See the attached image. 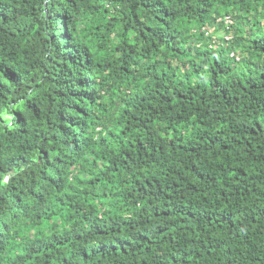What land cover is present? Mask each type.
Here are the masks:
<instances>
[{"label":"trees","instance_id":"trees-1","mask_svg":"<svg viewBox=\"0 0 264 264\" xmlns=\"http://www.w3.org/2000/svg\"><path fill=\"white\" fill-rule=\"evenodd\" d=\"M0 264H264V0H0Z\"/></svg>","mask_w":264,"mask_h":264},{"label":"built area","instance_id":"built-area-1","mask_svg":"<svg viewBox=\"0 0 264 264\" xmlns=\"http://www.w3.org/2000/svg\"><path fill=\"white\" fill-rule=\"evenodd\" d=\"M231 22H232V20L230 19L229 16H225V17H224V24H230ZM226 27L228 28V26H226ZM222 33H223V38H224L225 40H229V39L232 37L231 34H228V33H226V32H222ZM206 34H207V31L205 32V35H206ZM229 55H230V56H233L234 59H238V58H239V56H238L236 53H234V52H230Z\"/></svg>","mask_w":264,"mask_h":264},{"label":"rangeland","instance_id":"rangeland-1","mask_svg":"<svg viewBox=\"0 0 264 264\" xmlns=\"http://www.w3.org/2000/svg\"><path fill=\"white\" fill-rule=\"evenodd\" d=\"M218 32H219V30H218ZM218 32H217V34H218Z\"/></svg>","mask_w":264,"mask_h":264}]
</instances>
